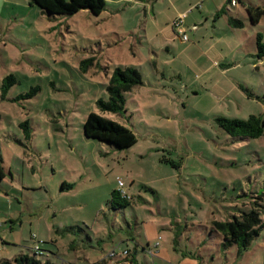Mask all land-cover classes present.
Segmentation results:
<instances>
[{
	"label": "rangeland",
	"instance_id": "374dc122",
	"mask_svg": "<svg viewBox=\"0 0 264 264\" xmlns=\"http://www.w3.org/2000/svg\"><path fill=\"white\" fill-rule=\"evenodd\" d=\"M30 1L0 0V261L264 264V228L242 253L214 229L264 206V136L233 138L217 122L264 120V59L254 57L264 18L246 12L264 0H104L99 16L55 17ZM194 5L185 26L198 28L184 27L183 41L172 23ZM117 67L143 83L125 112L101 113ZM92 112L137 143L86 138ZM119 179L132 199L113 211Z\"/></svg>",
	"mask_w": 264,
	"mask_h": 264
},
{
	"label": "trees",
	"instance_id": "16d2710c",
	"mask_svg": "<svg viewBox=\"0 0 264 264\" xmlns=\"http://www.w3.org/2000/svg\"><path fill=\"white\" fill-rule=\"evenodd\" d=\"M236 0H229V3ZM238 3V1H236ZM30 4L38 7L44 14L50 17L55 16H73L81 10H87L94 16H99L105 11L104 0H31ZM226 9L216 13V17L225 14ZM246 12L253 24H258L264 18V2L261 6L249 5ZM228 24L233 29H240L244 25L240 20L229 17ZM256 54L255 58L264 59V39L261 34L256 35L255 39ZM10 78H12L10 76ZM6 82V81H5ZM142 76L140 72L133 67H117L109 81L107 92L109 99L98 100L97 106L101 113L120 114L125 112V94L133 91L142 85ZM13 83L4 84V92L7 91ZM37 90L32 89L28 94L33 96ZM217 122L230 137L243 139H258L264 136V120L259 116H250L247 120L229 119L218 117ZM84 136L88 139H94L114 145L120 150L131 148L137 143L135 134L127 127L112 121L102 115L90 113L83 127ZM5 177L3 167L0 163V180ZM122 194L118 189L113 190L108 206L111 210L117 211L124 209L131 203V197ZM258 199H261L258 198ZM261 210L264 206L255 202L250 212H243L239 217H234L232 221L216 222L214 229L219 232L223 238V246L236 245L239 253L245 252L252 242L259 236L264 228V220L261 218ZM130 253L127 251V256ZM136 254V251H135ZM132 256L131 264H139ZM0 264H54L49 260L41 262L34 256L20 255L13 261L5 260ZM102 264V263H96Z\"/></svg>",
	"mask_w": 264,
	"mask_h": 264
},
{
	"label": "built area",
	"instance_id": "2783aa9c",
	"mask_svg": "<svg viewBox=\"0 0 264 264\" xmlns=\"http://www.w3.org/2000/svg\"><path fill=\"white\" fill-rule=\"evenodd\" d=\"M232 7L237 6V2L236 1H232L231 3ZM185 18V16H181L179 19H177L174 23H173V27L177 30L178 35L181 37V39L183 41H187L188 37L186 35V31L183 29V19ZM117 184H118V190L120 192H122V194H126L125 190H124V183L122 180H117ZM2 224L0 223V228H1ZM161 237H159L156 242L153 245V248L150 249L149 248V253L156 255L158 253V248L160 247V241ZM125 255H127V252H123V254L121 255V257H124ZM117 256L115 252H112L110 254V257H115Z\"/></svg>",
	"mask_w": 264,
	"mask_h": 264
},
{
	"label": "crops",
	"instance_id": "0c3cea01",
	"mask_svg": "<svg viewBox=\"0 0 264 264\" xmlns=\"http://www.w3.org/2000/svg\"><path fill=\"white\" fill-rule=\"evenodd\" d=\"M239 1V0H238ZM228 3H229V1H228ZM249 5H253L252 3H248V6ZM237 6H238V3H237ZM236 6V7H237ZM199 8H201V5H194V6H190L189 7V9L185 12V13H183L182 14V16H185V18L183 19V28L185 27V28H187V31H191V30H196L198 27H197V25H189L190 27H186L185 26V22H186V19H187V17H188V15L190 14V13H192L193 11H194V9H199ZM219 12V11H218ZM205 20H207V18L205 19ZM173 24V23H172ZM171 24V25H172ZM188 24V23H187ZM193 26V27H192ZM192 27V28H191ZM184 28V29H185ZM185 31H186V29H185ZM186 31V32H187ZM2 227V226H1ZM154 245V244H153ZM150 247H152V246H150V245H148V248H150ZM159 253H161V252H159ZM2 261H5V260H2ZM10 261V260H9ZM1 262V261H0Z\"/></svg>",
	"mask_w": 264,
	"mask_h": 264
}]
</instances>
